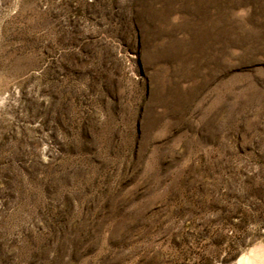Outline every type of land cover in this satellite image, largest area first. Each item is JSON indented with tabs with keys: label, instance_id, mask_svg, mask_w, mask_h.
Here are the masks:
<instances>
[{
	"label": "rangeland",
	"instance_id": "1",
	"mask_svg": "<svg viewBox=\"0 0 264 264\" xmlns=\"http://www.w3.org/2000/svg\"><path fill=\"white\" fill-rule=\"evenodd\" d=\"M242 259L264 264V0H0V264Z\"/></svg>",
	"mask_w": 264,
	"mask_h": 264
},
{
	"label": "bare ground",
	"instance_id": "2",
	"mask_svg": "<svg viewBox=\"0 0 264 264\" xmlns=\"http://www.w3.org/2000/svg\"><path fill=\"white\" fill-rule=\"evenodd\" d=\"M249 260H251V259H249ZM249 260H247V259H242L241 261H240V264H250V262L251 261H249ZM254 263V262H253ZM252 264V263H251ZM255 264V263H254Z\"/></svg>",
	"mask_w": 264,
	"mask_h": 264
}]
</instances>
